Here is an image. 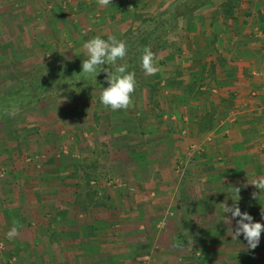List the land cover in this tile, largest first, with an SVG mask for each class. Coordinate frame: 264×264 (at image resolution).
Instances as JSON below:
<instances>
[{
  "label": "crops",
  "instance_id": "crops-1",
  "mask_svg": "<svg viewBox=\"0 0 264 264\" xmlns=\"http://www.w3.org/2000/svg\"><path fill=\"white\" fill-rule=\"evenodd\" d=\"M171 1L0 0V75L87 55L88 39H120ZM156 58L140 117L115 115L125 125L81 130L78 144L68 134L64 154L58 145L66 137L53 130L60 119L46 116L51 130L2 153L14 163L0 176L2 260L198 264L202 252L208 264H230L245 251L264 263V232L250 250L223 214L239 187L241 211L264 224V195L254 198L251 184L264 178V0H207L179 18ZM25 151L32 161L18 159Z\"/></svg>",
  "mask_w": 264,
  "mask_h": 264
},
{
  "label": "rangeland",
  "instance_id": "rangeland-1",
  "mask_svg": "<svg viewBox=\"0 0 264 264\" xmlns=\"http://www.w3.org/2000/svg\"><path fill=\"white\" fill-rule=\"evenodd\" d=\"M143 19V18H142ZM131 29V28H129ZM87 54V53H83ZM75 57V56H72ZM71 57V58H72ZM68 59H63V60H50V61H35L27 63V66H21V72L19 76L12 78L6 76L7 73H3L0 75V93L5 92L7 89L13 87V86H18L21 84H27V82L32 78V77H38L39 75L44 73L45 67L50 65L51 63L54 62H61L64 60H69ZM19 59L24 60L23 55L19 57ZM25 62V61H24ZM33 66H30V65ZM2 73L3 70H0ZM144 80L146 81V87H150L151 84L149 81H153V76H148L144 74ZM150 84V85H149ZM144 87V88H146ZM144 90V89H143ZM142 90V91H143ZM155 90L151 89V95L155 94ZM143 95V92H142ZM142 95L138 101V105L134 107L133 109L127 110V109H121V110H116L113 111L110 108H107L103 105L100 104L99 102V96L100 92L96 89H82L77 95H68L67 93H62V94H57L55 93L54 95L51 96H45L44 98L38 100L34 105L22 108L19 111L17 110H12L10 112H7L8 108H2V103L0 104V176H3L4 173L6 172V165H8V157L2 155V153H6L9 155L12 153L11 150L14 149V147L17 149L20 147L21 149H25L24 145L22 144L24 139H26L27 135L37 133L40 130H51V125L47 124L44 122L46 116H52L56 121H58L57 118L59 117V124L54 126L55 132L60 136V137H66V140L62 142L60 140L61 144L58 145V147L61 149L59 150L60 152L68 153V148L72 145L69 144L68 142V134H72L69 137H74L73 140L78 144L79 142V133L82 131H93L95 129V125L98 126L100 124V131H109L111 130V124L110 121H113V124H117L118 126L120 125H125V122H122V118L120 116H115V115H123L126 117H132V115H136V117H140V111H142L141 104L140 102L142 101ZM18 102V100H16ZM142 103V102H141ZM89 108H86L87 105ZM90 105V106H89ZM69 107V108H68ZM131 108V107H130ZM71 112V113H70ZM89 113L88 116L91 117V121L93 122L92 124L85 123L83 120V115L84 113ZM56 115V116H54ZM102 120L100 123L95 119ZM70 117V118H67ZM103 117V118H102ZM40 118V119H39ZM42 118V120H41ZM61 119H72L70 122V126L66 127V124H62ZM41 120V121H40ZM66 120V121H68ZM117 121V122H114ZM65 121V120H64ZM96 121V122H95ZM44 122V123H43ZM97 123V124H96ZM106 123H108L106 125ZM120 124V125H119ZM132 128L138 125L132 124ZM141 128L142 126L139 125ZM127 127V124L126 126ZM82 130V131H81ZM139 131V130H138ZM21 137V138H19ZM18 140V141H15ZM15 142V146H14ZM90 143L92 142L89 141ZM13 145V146H12ZM58 148V149H59ZM74 148V147H73ZM10 149L9 151H6ZM59 152V153H60ZM73 152H75L76 155H78V151H75V148L73 149ZM22 153V151L20 152ZM25 155L21 158H18L20 160H26V161H32L31 154H28L26 151L24 152ZM12 161L10 160L9 166ZM14 164V163H12ZM0 243L3 244V248L0 249V264H16L17 259L14 254H10L8 258H2L4 257V250H5V242L0 239ZM252 253V255L250 254ZM231 254V253H230ZM250 254V256H248ZM258 253L255 252H237L235 253L237 258H234V262H231L230 264H256L255 255ZM243 255V256H242ZM205 258L202 262H198V264H208L209 260L208 257H205L202 252L199 253V257ZM244 257V258H241ZM195 257V255H193ZM259 261V260H258ZM188 264H194V263H188ZM264 264V263H261Z\"/></svg>",
  "mask_w": 264,
  "mask_h": 264
},
{
  "label": "trees",
  "instance_id": "trees-1",
  "mask_svg": "<svg viewBox=\"0 0 264 264\" xmlns=\"http://www.w3.org/2000/svg\"><path fill=\"white\" fill-rule=\"evenodd\" d=\"M206 2L207 0H172L162 10L144 16L137 27L128 29L120 38L126 41L128 53L124 61H118V63H128L130 70L135 71L137 80V87L132 94V102L126 108L127 110L133 109L134 111V107L138 105L142 95V90L146 87L145 73L140 66L143 48L150 47L156 56L162 42L171 31L177 28L179 18ZM85 59H87V55L51 63L45 67L43 74L32 77L27 84L16 85L1 92L0 104L2 103V108H8L7 112L19 111L34 105L45 96L55 93H67L69 96L79 93L80 95L84 88L96 89L100 92L101 87H107L106 73L101 72L95 79L80 73L82 61ZM102 67H108L110 71L115 70V66L112 65Z\"/></svg>",
  "mask_w": 264,
  "mask_h": 264
},
{
  "label": "clouds",
  "instance_id": "clouds-1",
  "mask_svg": "<svg viewBox=\"0 0 264 264\" xmlns=\"http://www.w3.org/2000/svg\"><path fill=\"white\" fill-rule=\"evenodd\" d=\"M98 4L107 7L111 0H97ZM83 48L87 52V59L82 61L80 73L94 79L101 72L106 73L107 87H101L99 102L101 105L113 111L126 109L132 102V94L137 87L136 73L130 70L128 63H118L124 61L128 53V45L125 40L118 39L111 35L107 39L95 36L83 43ZM115 66L114 71L108 67ZM140 66L146 75H155L159 71L158 59L150 47H144L140 56ZM258 191L253 193V197L258 199L264 195V178H260L251 183ZM239 187H231V206L223 204V214L230 213L231 219L235 220L232 237L238 241L243 236L247 247L254 250L259 246L261 234L264 232V224L254 221V218L247 212L241 211L239 201L241 199ZM225 218V217H224ZM226 219V218H225ZM261 219L264 220V211L261 212ZM13 228L9 235L15 234Z\"/></svg>",
  "mask_w": 264,
  "mask_h": 264
},
{
  "label": "built area",
  "instance_id": "built-area-1",
  "mask_svg": "<svg viewBox=\"0 0 264 264\" xmlns=\"http://www.w3.org/2000/svg\"><path fill=\"white\" fill-rule=\"evenodd\" d=\"M3 248V244L2 243H0V249H2Z\"/></svg>",
  "mask_w": 264,
  "mask_h": 264
}]
</instances>
